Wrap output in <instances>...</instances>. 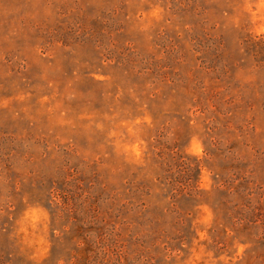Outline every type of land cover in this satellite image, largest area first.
Returning <instances> with one entry per match:
<instances>
[{"label": "rangeland", "instance_id": "374dc122", "mask_svg": "<svg viewBox=\"0 0 264 264\" xmlns=\"http://www.w3.org/2000/svg\"><path fill=\"white\" fill-rule=\"evenodd\" d=\"M0 264H264V0H0Z\"/></svg>", "mask_w": 264, "mask_h": 264}]
</instances>
